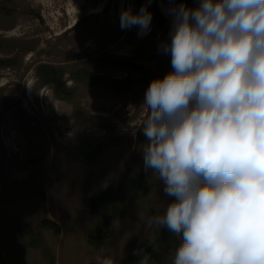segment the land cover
<instances>
[{
  "label": "rangeland",
  "instance_id": "rangeland-1",
  "mask_svg": "<svg viewBox=\"0 0 264 264\" xmlns=\"http://www.w3.org/2000/svg\"><path fill=\"white\" fill-rule=\"evenodd\" d=\"M67 1L0 0V264H174L182 234L161 242L169 231L150 222L171 200L143 169L140 133L145 91L172 71L158 51L169 0H152L143 37L121 29L120 10L146 0H80L73 18ZM110 187L122 198L87 208ZM107 220L111 237L92 245Z\"/></svg>",
  "mask_w": 264,
  "mask_h": 264
},
{
  "label": "clouds",
  "instance_id": "clouds-1",
  "mask_svg": "<svg viewBox=\"0 0 264 264\" xmlns=\"http://www.w3.org/2000/svg\"><path fill=\"white\" fill-rule=\"evenodd\" d=\"M151 2L123 9L121 29L147 35ZM165 14L172 71L145 91L140 133L171 202L150 222L182 234L174 264H264V0H169Z\"/></svg>",
  "mask_w": 264,
  "mask_h": 264
},
{
  "label": "trees",
  "instance_id": "trees-1",
  "mask_svg": "<svg viewBox=\"0 0 264 264\" xmlns=\"http://www.w3.org/2000/svg\"><path fill=\"white\" fill-rule=\"evenodd\" d=\"M128 83H113L110 85V87L116 91L118 90H121L122 88H128ZM141 184H143V181L141 180L140 182ZM145 186V185H142L140 186L141 188ZM148 188L146 187V190ZM113 194H115V196H113ZM122 193H117V192H114V189L112 187L108 188L105 192H103L99 197L95 198V199H91L87 202V208L94 211L98 206H105L107 201H111V200H114L116 201L117 199H120L122 198ZM101 207V208H102ZM116 208H114L115 210ZM116 211V210H115ZM116 213V212H115ZM113 217H116V214L112 215ZM109 221L107 220L106 223H105V227L103 229H100V230H97L95 233L91 234L89 236V241L91 242V244H95L96 241H97V244L99 243L101 245L102 243V240L104 238H106L107 236L111 237V234L112 232L110 231L111 228H109ZM43 226L46 227V228H50L54 231H56L57 233H60V227L52 222V221H45L43 223ZM160 241L163 242H177V239L176 237L170 233V232H165V231H160ZM145 263H148V260H145V261H139L138 264H145Z\"/></svg>",
  "mask_w": 264,
  "mask_h": 264
},
{
  "label": "bare ground",
  "instance_id": "bare-ground-1",
  "mask_svg": "<svg viewBox=\"0 0 264 264\" xmlns=\"http://www.w3.org/2000/svg\"><path fill=\"white\" fill-rule=\"evenodd\" d=\"M81 5H82V3L80 2V0H68L67 1V3H66L67 14L69 15L70 18H73L75 15H77L78 10H79ZM100 9H101V6H99L98 8H95V9H91V14H100L101 12H103V8H102V10H100ZM166 9L167 8L164 5H162V12L164 14H165ZM121 11H122V9L120 10V13H121ZM166 16H168V15H166ZM72 28H73V26L70 29H72Z\"/></svg>",
  "mask_w": 264,
  "mask_h": 264
}]
</instances>
